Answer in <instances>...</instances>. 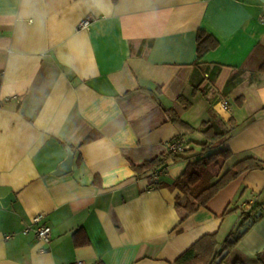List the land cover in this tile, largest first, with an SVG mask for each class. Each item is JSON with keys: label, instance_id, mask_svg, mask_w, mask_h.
Listing matches in <instances>:
<instances>
[{"label": "crops", "instance_id": "0c3cea01", "mask_svg": "<svg viewBox=\"0 0 264 264\" xmlns=\"http://www.w3.org/2000/svg\"><path fill=\"white\" fill-rule=\"evenodd\" d=\"M263 13L257 0H0V264H174L204 235L223 245L238 234L242 214L264 203V170L184 222L175 204L186 197L171 186L224 149L219 177L243 159L264 162ZM201 31L219 47L198 61ZM196 72L206 80L194 95ZM171 109L231 134L204 154V137L178 131ZM178 140L184 160L156 184L138 177L131 162ZM68 148L73 171L54 176ZM40 214L49 244L23 233ZM252 220L223 264H264V212Z\"/></svg>", "mask_w": 264, "mask_h": 264}, {"label": "trees", "instance_id": "16d2710c", "mask_svg": "<svg viewBox=\"0 0 264 264\" xmlns=\"http://www.w3.org/2000/svg\"><path fill=\"white\" fill-rule=\"evenodd\" d=\"M218 47L219 42L213 36L202 31L198 33V61H200L207 53L216 50ZM259 72L264 74V63L259 68ZM205 80V77L202 76L201 73H194L191 80L194 95L202 93L201 86ZM1 81L2 79L0 77V85ZM230 87L231 83L227 85L226 91H228ZM177 103L184 111H188L192 107L191 102L184 97H180L177 100ZM168 114L171 123L182 134H200L204 137L205 143L201 145L204 154L222 147L231 134V132H224L217 125H210L209 123H203L199 128H194L184 122L175 109L168 110ZM235 128L236 126H234V129ZM92 140L93 138L89 137L82 145H85ZM185 153H187V151L176 153L168 150V152L152 160L146 161L141 165H136L131 162V166L137 173L138 177H144L148 174H154L159 170L164 171L170 164L184 160ZM231 158L232 154L227 149L210 154L190 165L187 171L174 183L173 186H171L173 189H179L184 197H186L185 202L181 195L176 197L175 208L181 215V222L186 221L200 209L207 207L216 196L245 173L264 170V162L262 160L249 157L237 162L230 170L219 177L215 168L220 166L221 160L228 161ZM215 178L218 179L212 183V180ZM94 183H100L99 177H96ZM260 211L264 212V203L256 205L249 214L243 213V224L252 220ZM226 214L227 213H225V215ZM235 235L236 233L231 234L223 245L220 244L217 234L204 235L186 252H184L174 264H218L217 261L223 253L226 251H232L239 242V240L233 241ZM226 259L227 257L220 264H223ZM234 264L243 263L236 261Z\"/></svg>", "mask_w": 264, "mask_h": 264}, {"label": "built area", "instance_id": "2783aa9c", "mask_svg": "<svg viewBox=\"0 0 264 264\" xmlns=\"http://www.w3.org/2000/svg\"><path fill=\"white\" fill-rule=\"evenodd\" d=\"M261 21L264 23V13L261 15ZM87 25V22L83 24V26ZM227 103L225 104V107L227 108ZM167 148L169 151L176 152V153H183L187 150V144L184 140H178L176 142L167 144ZM163 171L159 170L153 174L155 180L154 183H157V178L162 174ZM45 216L43 214H40L36 216L32 222V225L28 226L23 233L29 234L34 233L37 240L42 242L43 244H49L51 242L52 237V229L50 226L44 223ZM10 238V236H9ZM76 264H82V263H76Z\"/></svg>", "mask_w": 264, "mask_h": 264}, {"label": "water", "instance_id": "95a60500", "mask_svg": "<svg viewBox=\"0 0 264 264\" xmlns=\"http://www.w3.org/2000/svg\"><path fill=\"white\" fill-rule=\"evenodd\" d=\"M257 1L264 3V0H257ZM67 153H68L67 158L64 160V162H62L59 165L57 170L53 173L54 176L61 177L63 175L69 174L73 171L74 152L70 148H68ZM11 198H12V196H9V197L4 199L5 203L2 202L4 207L8 204V202ZM260 215H261V213L258 214L257 218ZM253 224H254L253 220H250L249 222H247L246 225L239 230L238 234H236L234 236L233 241L240 240L246 234V232L250 229V227L253 226ZM228 254H229V251L224 252L223 255L218 259L217 263L218 264L222 263V261L228 256Z\"/></svg>", "mask_w": 264, "mask_h": 264}]
</instances>
